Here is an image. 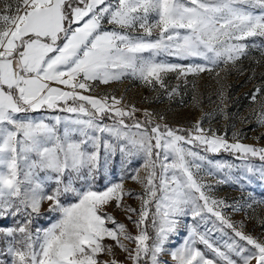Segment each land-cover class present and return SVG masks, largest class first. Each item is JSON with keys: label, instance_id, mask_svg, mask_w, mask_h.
I'll return each mask as SVG.
<instances>
[{"label": "snow or ice", "instance_id": "1", "mask_svg": "<svg viewBox=\"0 0 264 264\" xmlns=\"http://www.w3.org/2000/svg\"><path fill=\"white\" fill-rule=\"evenodd\" d=\"M153 16L156 19L151 22ZM105 22L114 27L106 29ZM137 28L142 35L131 34ZM154 30L158 35L152 39ZM256 37L264 38V0H117L115 6L108 0L6 3L0 11V217L38 215L44 201L51 202L50 212L59 213L56 222L43 232L38 246L28 230L31 219L4 230L12 237L7 241V252L13 256V264H107L100 259L105 253H113V246L104 243L106 238L125 252L129 250L121 241H134V254L129 252L133 264L143 260L160 264L159 254L176 232V218L189 212L193 220L199 217L201 221L206 219L205 212L210 213L251 248L233 240L226 245L227 252L221 251L206 232L193 226L183 246L171 253L177 264H214L195 246L198 242L223 264H264V243L237 230L217 210L225 201L211 198L206 191L211 186L201 183L193 172L200 171L202 165L197 161L206 157L185 145L198 142L207 152L230 150L239 153L240 158L251 155L261 160L264 148L228 143L216 135L209 137L199 124L195 133L189 131L187 136L166 125L163 131L160 125L149 130L138 121L129 125L123 117L131 116L134 108L126 112L116 107L121 101L115 98L109 104L106 97L94 98L77 91H89V81L108 84L126 75L164 87L163 73L177 72L179 78L213 71L220 63H235L249 47L245 41ZM144 53L149 55L145 57ZM161 54L179 59L197 57L206 64L184 67L158 62L155 58ZM45 107L75 116L56 115L51 118L54 122L47 123L19 116ZM109 112L119 118L112 125L98 119ZM260 123L264 124V113ZM104 134L117 143L104 138ZM117 148L124 156L143 154L144 167L149 169L147 198L143 199L139 219L133 221L140 229L135 237L105 211L113 200L121 207L123 196L132 193H124L122 183L104 191L94 190L87 183L101 168V149L107 164ZM157 166L161 170L159 184L155 183ZM216 167L230 169L232 165ZM247 170L254 171L251 166ZM259 172L264 179V168ZM49 181L55 187L46 192L45 183ZM76 181L87 184L86 190L83 185L77 188ZM66 194H73L76 202L63 203L60 197ZM153 202L156 237L150 245L142 226ZM126 211L135 209L128 207ZM106 223L116 227L109 228ZM16 233L22 234V239L17 240Z\"/></svg>", "mask_w": 264, "mask_h": 264}, {"label": "rangeland", "instance_id": "2", "mask_svg": "<svg viewBox=\"0 0 264 264\" xmlns=\"http://www.w3.org/2000/svg\"><path fill=\"white\" fill-rule=\"evenodd\" d=\"M6 3L14 5L15 0H0V11L4 10ZM108 3L115 6L117 0H108ZM155 19L153 16L150 21L154 22ZM75 26L73 25V27ZM104 27L110 30L114 26L105 22ZM131 34L139 36L143 34V31L137 28ZM157 35L158 32L154 30L151 38L154 39ZM252 39L249 38L248 41H245L249 47L235 63L230 62L227 65L220 63L213 71L189 73L179 78L177 72L163 73L164 87L155 81L148 84L139 76L126 75L120 80L108 84L89 81V91L79 89L77 91L82 95L94 98L106 97L109 104H111L112 98H115L121 101L116 107L126 112H132L134 108L135 111L132 112V115L124 118V122L129 125L138 121L149 130L160 125L161 131L166 125L174 130H182L180 134L187 136L189 131L195 133V126L199 124L209 137L216 135L223 137L228 143L239 142L255 148H264V124L260 123L261 114L264 113V46L256 42L253 44ZM148 55V53H144L145 57ZM155 59L158 62L179 64L184 67L206 64L205 61L197 57L179 59L175 56L161 54ZM52 86L69 90L63 85L53 84ZM76 103L83 102L77 101ZM145 113L150 115H145ZM56 115L72 118L75 116V114L60 112L59 110H49L46 107L37 112L19 114L21 118L26 116L28 119L44 120L46 123L54 122L51 118ZM98 119H102V123L107 125H112L117 120L111 112L106 113L102 118L98 117ZM132 131H136V129L133 128ZM104 138L114 144L117 143L107 134H104ZM185 147L206 157L202 162L197 161L202 165L200 171L196 172L193 169V172L201 183L211 186L210 191L206 189L211 198L225 201V205L219 206L217 210L221 211L222 215L234 224L237 230L264 243V179H261L259 172V169L264 168V160H261L259 156L253 157L251 155L247 158H240L239 153L223 149L216 153L207 152L204 150L205 146L199 145L198 142L185 145ZM104 155V150L101 149V168L95 175V179H89L87 183L91 184L93 189L97 191H104L114 184L122 183L124 193H132V195L123 196L120 201L121 207H117V202L113 200L105 207V211L115 219L116 224H124L128 234L135 237L139 234L140 229L136 227L133 221L139 219L138 213L141 210L143 199L147 198L145 196V183L149 169L144 167L143 154L124 156L117 148L114 154H110L107 164L104 163ZM217 164L232 165V167L230 169L227 167L218 168L216 167ZM249 166L254 169L253 172H248ZM160 171L159 166H157L155 169V183L157 184H159ZM40 176L43 177L44 173H40ZM132 176H138L139 179L133 180ZM221 180L225 182L219 183ZM82 185L86 190L87 184H84L83 181L75 182L77 188H81ZM54 187V182L45 183L46 192H51ZM60 199L65 204L77 200L73 194L62 195ZM50 203V201H44L41 204L40 212H44V215L41 216L43 221L34 224V228L31 227V224L28 225V230L32 233L37 246L42 240L43 232L59 218L58 212L48 210ZM128 207L135 209V212L126 211ZM149 209L153 219L154 202L149 205ZM204 216L206 217L204 221H201L199 217L193 220L189 212L185 216L176 218L179 221L176 232L170 235L169 241L164 246V252L159 254L160 264H177L171 253L183 246L185 240L189 238L193 226H197L201 233L206 232L209 241L221 251L227 252L226 245L233 240L251 248L250 245H246L245 241H240L232 229L220 225L216 217L207 212L204 213ZM26 219L29 217L23 214L15 216L9 214L0 217L1 262L13 264L14 260L13 256L7 252V241H11L12 237L6 236L4 230L17 228ZM214 224L217 225L216 228L213 227ZM106 226L113 229L116 227L111 223H106ZM151 227L150 245L156 237V229L153 228L152 224ZM15 236L17 240L22 239L20 233H16ZM121 242L129 250L128 252L122 251L115 246V241L106 238L104 243L113 246V253L111 255L105 253L101 255L100 259L106 261L107 264H133L129 252L134 254L135 242L130 240H122ZM16 246L22 245L17 244ZM195 246L205 254L206 258H212L214 264H223L215 256V253L204 244L198 242ZM232 258L238 259L234 255ZM147 264H151L150 260ZM252 264H255V261Z\"/></svg>", "mask_w": 264, "mask_h": 264}, {"label": "trees", "instance_id": "3", "mask_svg": "<svg viewBox=\"0 0 264 264\" xmlns=\"http://www.w3.org/2000/svg\"><path fill=\"white\" fill-rule=\"evenodd\" d=\"M252 40L254 42H256L257 44L264 46V38L256 37V38H253ZM68 103L70 105L72 104V102H70V101ZM124 118L125 117H123V119ZM43 215H44V212H40L38 215L37 214H32V216L29 217V219H31V221H32L31 222V227L34 228L35 227L34 224H36L38 222L41 223L43 221L41 216H43ZM20 218H22V217L20 216ZM151 224H152V212L149 213L148 219L146 220L145 225H144L145 228H146V230H147V233H148L150 239H151V236H152V227H151ZM148 243H149V241H148ZM147 263H148V260H143L141 262V264H147ZM0 264H5V263L4 262H1V260H0Z\"/></svg>", "mask_w": 264, "mask_h": 264}, {"label": "flooded vegetation", "instance_id": "4", "mask_svg": "<svg viewBox=\"0 0 264 264\" xmlns=\"http://www.w3.org/2000/svg\"><path fill=\"white\" fill-rule=\"evenodd\" d=\"M207 259H210V260H212V258H207Z\"/></svg>", "mask_w": 264, "mask_h": 264}, {"label": "built area", "instance_id": "5", "mask_svg": "<svg viewBox=\"0 0 264 264\" xmlns=\"http://www.w3.org/2000/svg\"><path fill=\"white\" fill-rule=\"evenodd\" d=\"M117 118V117H116ZM118 119V118H117Z\"/></svg>", "mask_w": 264, "mask_h": 264}]
</instances>
